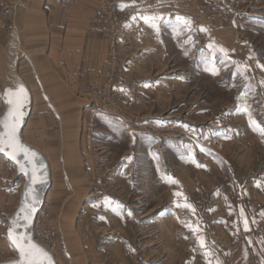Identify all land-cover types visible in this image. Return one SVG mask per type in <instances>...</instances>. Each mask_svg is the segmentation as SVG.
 Segmentation results:
<instances>
[{
  "label": "rangeland",
  "instance_id": "1",
  "mask_svg": "<svg viewBox=\"0 0 264 264\" xmlns=\"http://www.w3.org/2000/svg\"><path fill=\"white\" fill-rule=\"evenodd\" d=\"M192 2H183L190 24H172L174 38L186 33L172 44V103L150 105L148 118L136 93L117 95V118L83 91L61 104L34 91L24 139L51 179L34 236L56 264H210L199 241L201 230L216 232L219 209L264 217V0ZM218 18L225 23H211ZM9 71L0 72V109L2 86L20 80ZM0 163L2 188L19 198L23 178ZM13 211L0 213L2 229ZM8 257L16 252L0 263Z\"/></svg>",
  "mask_w": 264,
  "mask_h": 264
},
{
  "label": "crops",
  "instance_id": "2",
  "mask_svg": "<svg viewBox=\"0 0 264 264\" xmlns=\"http://www.w3.org/2000/svg\"><path fill=\"white\" fill-rule=\"evenodd\" d=\"M101 1L0 0L4 20V26L0 27V72L10 70L11 75L14 73L12 76L20 78L17 81L27 88L31 98L29 116L22 130L24 141V130L34 111L35 90L37 93L46 91L54 104L73 102L77 90L83 91L103 73L108 35L94 22ZM113 1L131 13L126 27L130 48L120 53V68L115 79L117 91L122 94L128 85L135 84L136 111L145 118L148 116L145 110L150 105L172 103V58H175L172 44L186 37L183 33L174 38L172 24L184 23L185 18L191 21L190 11L183 8V2L189 0H173V3L172 0ZM192 1V4L208 7L211 0ZM144 17L158 19L146 22ZM204 23L207 27L210 22ZM211 23L223 25L225 20L218 18ZM3 110L4 107L0 114ZM26 143L44 156L38 148ZM5 173L6 169L0 165V213L12 206L14 210L19 201L13 192L2 188L7 178ZM262 214V211L254 213L247 206L235 212L226 207L219 209L217 217L221 220L216 232L205 236V231L201 230L204 244L211 249L210 264H264L261 240L256 235L264 224ZM4 232L6 236L0 221V256L14 250L8 239L5 240ZM222 242L232 245L231 249L221 250ZM9 259L12 257L4 261Z\"/></svg>",
  "mask_w": 264,
  "mask_h": 264
},
{
  "label": "snow or ice",
  "instance_id": "3",
  "mask_svg": "<svg viewBox=\"0 0 264 264\" xmlns=\"http://www.w3.org/2000/svg\"><path fill=\"white\" fill-rule=\"evenodd\" d=\"M144 19L146 22H150L158 18L144 17ZM177 19L181 18L178 17ZM184 23L190 24V21L185 18ZM5 98L9 108L3 116H0V153L15 162L19 166V170L29 177L25 200L22 201L21 207L9 222L7 238L19 257L13 264H53V259L49 253L34 243L32 236L28 232L31 216L35 211L34 205L37 203V194L34 186L43 183L42 175L44 169L38 154L24 145L18 136L24 116L22 109L25 107L28 94L25 87L21 84L15 90H6ZM252 124L255 125V121H252ZM261 134L264 135V129L261 130ZM225 138L229 139L230 137L226 136ZM21 156L22 160L18 159ZM177 195L180 194L178 193ZM29 200L31 203H28ZM185 207H190V205H185ZM247 230V221H245V231ZM199 244L201 248L205 247L202 239ZM204 255L208 256L209 253L205 252Z\"/></svg>",
  "mask_w": 264,
  "mask_h": 264
},
{
  "label": "built area",
  "instance_id": "4",
  "mask_svg": "<svg viewBox=\"0 0 264 264\" xmlns=\"http://www.w3.org/2000/svg\"><path fill=\"white\" fill-rule=\"evenodd\" d=\"M131 13L113 0H102L95 14L94 22L100 24L108 35V49L104 60V71L87 86L83 93L87 97L95 98L104 112L121 118V109L117 101L116 76L120 68V53L130 48V39L126 34V27ZM136 85H128L123 94L127 99H133ZM264 239V236H263ZM264 256V241L262 243Z\"/></svg>",
  "mask_w": 264,
  "mask_h": 264
},
{
  "label": "water",
  "instance_id": "5",
  "mask_svg": "<svg viewBox=\"0 0 264 264\" xmlns=\"http://www.w3.org/2000/svg\"><path fill=\"white\" fill-rule=\"evenodd\" d=\"M25 89L27 91L28 98H27V100L25 102V107L22 109V111L24 112V116H23L21 124H20L18 136L20 137V139H21V141H22V143L24 145H26L29 149L33 150L34 152H36L38 154V156L40 158V162L44 165L43 175H42L43 183H40V184L34 186L35 189H36V194H37V203L34 205L35 211L32 213L31 223H30V226L28 228V232L32 236L34 243L39 245L41 248L45 249L49 253V255L52 257L53 264H56V261H55L53 255L43 245L38 243L37 240L35 239V236H34V225H35L36 217H37L39 211L41 210V208L43 206L44 198H45V196H46V194H47V192H48V190L50 188L51 179H50V169H49L48 163H47L46 159L44 158V156L37 149H35L34 147L28 145L23 140V137H22V130H23L24 126H25L26 119L29 116L30 103H31L30 94H29V92H28L26 87H25ZM6 90H9V89H4L3 93H2V101H3L4 105H5V108L1 112L0 116H3L7 112L8 108H9V105L6 103V98H5V91ZM0 157L5 158L7 161H9L10 163H12L15 166V168H16V177L17 178H20V177L23 178V184H22V188H21V191H20V195H19L18 205L15 208V210L13 211V213L11 214V216L8 218V221H7V227H6V237H7L8 229H9V226H10L9 222L13 219L14 215L17 213L18 209L21 207L22 201L25 200V192H26V190L28 189V186H29V177L24 175V173H22L19 170V166L15 162L7 159V157H5L2 153H0ZM18 159L22 160V156L19 157ZM28 203H31V201L29 200ZM18 259H19L18 253L16 252V257L15 258H13L11 260H8V261H5V262H1L0 264H13V262L17 261Z\"/></svg>",
  "mask_w": 264,
  "mask_h": 264
},
{
  "label": "bare ground",
  "instance_id": "6",
  "mask_svg": "<svg viewBox=\"0 0 264 264\" xmlns=\"http://www.w3.org/2000/svg\"><path fill=\"white\" fill-rule=\"evenodd\" d=\"M10 68V67H9ZM10 72V71H9ZM5 74V73H4ZM13 75V74H12ZM4 76V75H3ZM15 76V75H14ZM14 76H12V77H14ZM6 77V76H5ZM18 83V81L17 80H12V79H10L9 81H8V83L5 85V87H4V89H9V90H15L19 85H21V83H19V84H17ZM12 84H14V85H12ZM16 84V85H15ZM23 85V84H22ZM24 86V85H23ZM18 205V204H17ZM17 207V206H16ZM15 210V209H14ZM8 220V219H7ZM13 259V258H12ZM9 260H11V259H9ZM8 261V260H7Z\"/></svg>",
  "mask_w": 264,
  "mask_h": 264
}]
</instances>
